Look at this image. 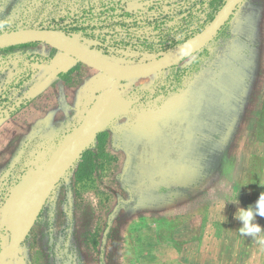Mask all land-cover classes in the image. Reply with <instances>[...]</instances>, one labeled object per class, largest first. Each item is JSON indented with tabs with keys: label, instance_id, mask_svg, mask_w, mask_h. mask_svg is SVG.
Returning a JSON list of instances; mask_svg holds the SVG:
<instances>
[{
	"label": "rangeland",
	"instance_id": "1",
	"mask_svg": "<svg viewBox=\"0 0 264 264\" xmlns=\"http://www.w3.org/2000/svg\"><path fill=\"white\" fill-rule=\"evenodd\" d=\"M225 1L147 0L149 15L127 20L123 35L109 30L105 43L122 53L175 50L200 34ZM110 2L0 0V21H8L0 34L23 28L58 32L86 18L102 28L99 13ZM152 14L158 22L146 28ZM193 53L194 63L180 58L157 73L131 78L101 72L44 42L0 51V264H264V232L241 235L234 215L264 192V0H240ZM74 65L67 78L59 76ZM234 83L242 98L230 87ZM111 86L133 100L132 107L87 148L92 170L78 177L81 155L54 187L25 240L10 250L14 190L42 170ZM214 99L227 107L244 101L248 107L235 126L223 125L203 174L197 165L184 166L181 126L173 117ZM183 190L190 196L186 213L165 200L167 193ZM188 218V236L176 237L173 229ZM255 219L264 227V217Z\"/></svg>",
	"mask_w": 264,
	"mask_h": 264
},
{
	"label": "water",
	"instance_id": "2",
	"mask_svg": "<svg viewBox=\"0 0 264 264\" xmlns=\"http://www.w3.org/2000/svg\"><path fill=\"white\" fill-rule=\"evenodd\" d=\"M240 0H226L205 29L188 42L193 51L207 43L226 22ZM36 40L72 55L77 60L107 74L118 77H141L157 73L179 60V48L169 54L136 64H119L101 58L70 38L52 29L23 28L0 34V46ZM133 100L111 86L100 92L79 124L69 132L50 155L42 170L22 180L12 195L8 214V248L16 249L31 231L46 200L64 174L74 165L96 136L117 117L128 111Z\"/></svg>",
	"mask_w": 264,
	"mask_h": 264
},
{
	"label": "crops",
	"instance_id": "3",
	"mask_svg": "<svg viewBox=\"0 0 264 264\" xmlns=\"http://www.w3.org/2000/svg\"><path fill=\"white\" fill-rule=\"evenodd\" d=\"M252 74L253 70L248 72L249 76H251ZM230 87L234 89V92L237 93L238 96L239 94H241L240 98H242L243 91L241 93V90H239L240 88H238L237 84L234 83V87L231 85ZM239 87H243V85H239ZM246 107L248 106L244 103V101H240L235 107H227L218 99H214L212 101L202 100L197 107L193 108V110L190 107L187 110L183 109L181 117H173L174 119H177L174 120L175 122L173 124H178L181 126V131L179 132L180 135L178 136V139L184 141V145L183 149L179 153L180 156L183 157L181 159H183L184 161V166L192 168L193 166L197 165L199 169H203V174H205V172H207L205 171V158L211 155V149L213 148V146L222 139L223 125H230L231 123H234L235 126L236 120L240 116V113ZM222 110L225 111V116H222ZM40 122L41 121L38 120L37 123L39 124ZM191 141H193V143ZM219 152H223L222 147L218 149L215 155H222L221 153L219 154ZM176 156L178 157V155ZM193 158L198 159L192 160ZM220 162L224 163V160H221ZM153 165L156 164L153 163ZM126 170L128 171V167L126 168ZM203 174H200V177L197 181L202 182V177L204 176ZM198 184L196 183L195 186L198 188H202ZM182 186L190 187L188 186V184H183ZM204 187L207 188V186ZM190 188H193V186ZM205 191H208V189H206ZM186 192L187 191L183 190L178 194H174L173 192L167 193L165 195V200L166 202H168L169 200L168 203L172 204V208L175 211V207L177 205H181L183 207V212L181 213H186V211L188 210L187 208H185V206L189 205L190 203V200H188V197L190 198V196L188 193L186 194ZM211 202L212 201L209 198L208 205L211 204ZM245 202L246 201H242V204H245ZM189 214L190 213H188V215ZM190 222L191 220L190 218H188L183 223L175 227L172 231L173 234L176 235V237L188 236V231L191 224Z\"/></svg>",
	"mask_w": 264,
	"mask_h": 264
},
{
	"label": "trees",
	"instance_id": "4",
	"mask_svg": "<svg viewBox=\"0 0 264 264\" xmlns=\"http://www.w3.org/2000/svg\"><path fill=\"white\" fill-rule=\"evenodd\" d=\"M146 1L147 0H111L107 7L99 13V15L104 17L103 24L101 25L102 28L94 27L90 24L91 21L86 18L85 20L77 21L76 23L68 26V30L64 29L62 31H58V33L70 39L75 37L76 39L71 40H73L76 44L85 47L88 51L101 58L119 64L142 63L165 56L173 50H166L163 52L129 50L127 53H122L116 46H110L105 43L106 35L109 33V30L112 29L117 35H123L124 29L127 28V20L135 18L136 16L149 15L152 9L148 6ZM150 17V20H148L149 18H146V28L154 27L158 22L157 18L153 14ZM97 29L99 30L97 31ZM102 34H104V36H102ZM83 39L86 41L84 42ZM36 43H40V41H17L0 46V51L23 48ZM74 70L75 65L70 67L65 72H60L59 76L67 78V75L72 73ZM102 133L100 132L96 136V139L99 138ZM90 154H92V152L87 149L81 154V159L84 161L80 164V168L78 169L80 172L78 177L80 179L81 175L85 174L87 170H92L93 163Z\"/></svg>",
	"mask_w": 264,
	"mask_h": 264
},
{
	"label": "clouds",
	"instance_id": "5",
	"mask_svg": "<svg viewBox=\"0 0 264 264\" xmlns=\"http://www.w3.org/2000/svg\"><path fill=\"white\" fill-rule=\"evenodd\" d=\"M8 24L7 20L0 21V29H3ZM179 54L181 59L191 58V62H195L197 57L193 53V45L191 42H185L179 48ZM238 195V193H237ZM237 195L233 203L238 204ZM225 203L221 202L220 209L223 211ZM235 217L241 221V226L239 227V232L244 236L257 237L259 234L264 232V227L256 222V215L264 217V192H261L255 201L254 205H249L247 207H238L235 212Z\"/></svg>",
	"mask_w": 264,
	"mask_h": 264
}]
</instances>
